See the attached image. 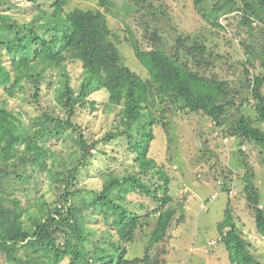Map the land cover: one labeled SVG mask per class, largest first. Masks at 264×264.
I'll return each mask as SVG.
<instances>
[{
  "label": "trees",
  "instance_id": "trees-1",
  "mask_svg": "<svg viewBox=\"0 0 264 264\" xmlns=\"http://www.w3.org/2000/svg\"><path fill=\"white\" fill-rule=\"evenodd\" d=\"M27 1L33 14L27 24L20 25L0 11V49L4 50L0 52V255H6L13 264H61L66 260L69 264H155L149 248L166 237L175 215L169 177L148 156L154 139L152 127L158 123L157 106L167 102L184 112H200L221 127L232 103L228 83L204 76L183 60L179 54L181 38L176 41V57L160 49L142 51L134 45L135 57L148 74V79L143 80L122 63L110 40L104 12L81 9L65 12L63 6L67 0H55L49 10L40 8L37 0ZM191 1L200 11L210 0ZM233 3L216 0L210 15L224 14ZM100 4L106 11L117 5L115 0H100ZM129 8L127 5L118 9L125 10L126 15ZM242 19L247 26L253 20L264 22V0L245 2ZM155 36L156 33L151 39ZM205 53V45L197 42L187 49L196 69L203 65L202 58L196 54L202 57ZM4 56L8 58L7 64L2 60ZM68 62L81 64L83 79L74 88L68 74L59 72L56 101L64 117L43 113L41 118L53 128L42 133L39 139L45 140H39L18 113L8 109V100L17 103L29 97L38 103L42 85L47 82V71H59ZM263 84L260 77L248 80L249 94L245 101L255 103L258 119L264 126ZM99 90L107 93L106 107L110 111L119 108L116 130L106 133L100 142L125 138L137 170L123 177L110 174L100 191L92 192L89 203L77 204L72 201L77 192L76 177L99 141L88 144L72 119L77 107L93 105L88 96ZM229 132L230 136L264 149V128L253 126L249 118L241 117ZM69 140L71 146H67L64 156L62 148L54 150L47 145L49 141L68 145ZM42 173L51 176L58 195L53 209L48 208L42 196H37ZM243 181L256 231L264 242V210L260 208L258 191L251 175L246 174ZM128 194L150 198L156 205L153 213L158 214L144 256L133 259L126 257V245L135 240L142 224L140 216L127 207ZM32 209L36 210L34 216L30 215ZM89 214L99 217L107 229L93 249L86 251V239L95 234L85 225ZM28 215L31 229L25 230L23 217ZM217 232V242L225 248L230 264H263L250 253L249 243L241 236L229 203Z\"/></svg>",
  "mask_w": 264,
  "mask_h": 264
},
{
  "label": "rangeland",
  "instance_id": "rangeland-1",
  "mask_svg": "<svg viewBox=\"0 0 264 264\" xmlns=\"http://www.w3.org/2000/svg\"><path fill=\"white\" fill-rule=\"evenodd\" d=\"M54 1L37 0V5L49 10ZM232 1L234 3L227 6L222 15H210L216 0L203 4L200 11L191 0H115L116 7L108 11L101 6L100 0H67L63 6L65 12L73 9L104 12L110 40L115 44L122 63L143 80L148 79V74L135 57L134 45L142 51L160 49L176 57V41L181 38L179 54L183 60L204 76L228 83L232 103L226 110L221 127L200 112H184L167 102L157 106L155 117L158 123L152 127L154 139L148 156L169 177L168 189L175 215L166 237L149 248V256L155 264H230L225 248L217 242V225L224 218L227 203L241 236L249 243L250 253L264 264L263 237L256 231L243 181L246 174L251 175L259 194L260 208L264 210V149L230 136L229 132L241 117L249 118L255 127L264 128L255 111V103L245 101L249 94L247 81L254 77L264 79V22L253 20L249 26L243 24L244 4L250 0ZM127 5L130 8L125 15V10L118 8ZM31 8L27 0H0V11L9 14L20 25L31 21ZM154 33L155 39H151ZM194 42L206 47L205 55L199 57L196 54L203 61L200 69L194 67L192 56L187 55V49ZM2 60L4 64L8 63L6 56ZM59 72L68 74L74 88L83 79L81 64L68 62L59 71H47V82L42 85L38 103L29 97L17 103L8 100V109L18 113L38 139L53 128L51 123H45L41 118L43 113L64 117L56 101L61 78ZM261 92L264 95V84ZM107 99L104 90L91 93L88 101L93 105L77 107L72 119L88 144L99 141L76 177L74 190L77 192L72 201L77 204L89 203L93 198L92 192L100 191L110 174L123 177L137 170L134 154L125 138L110 143L100 142L106 133L116 130L118 119L119 108L110 111L106 107ZM47 145L54 150L62 148L64 156L71 141L68 145L49 141ZM52 180L51 176L42 173L37 194L43 197L49 209H53L58 200ZM126 204L129 211L140 216L142 224L135 240L126 245V257H143L155 228L158 214L153 210L156 205L150 198L138 194H128ZM35 214L36 210L32 209L30 215ZM89 215L85 225L95 234L86 239V251L93 249L100 234L107 229L99 217ZM23 219V228L30 230L29 215ZM110 230L114 232L113 228ZM9 259L0 255V264H13ZM61 264H69V261Z\"/></svg>",
  "mask_w": 264,
  "mask_h": 264
}]
</instances>
